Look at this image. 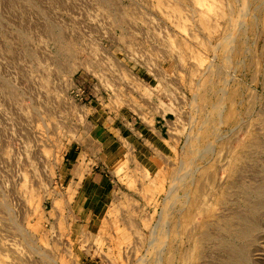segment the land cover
<instances>
[{"label":"rangeland","instance_id":"obj_1","mask_svg":"<svg viewBox=\"0 0 264 264\" xmlns=\"http://www.w3.org/2000/svg\"><path fill=\"white\" fill-rule=\"evenodd\" d=\"M0 264H264V0H0Z\"/></svg>","mask_w":264,"mask_h":264},{"label":"crops","instance_id":"obj_2","mask_svg":"<svg viewBox=\"0 0 264 264\" xmlns=\"http://www.w3.org/2000/svg\"><path fill=\"white\" fill-rule=\"evenodd\" d=\"M158 123V122H157ZM162 131V130H161ZM158 137H159V141H161V138H162V135L159 133V135H158Z\"/></svg>","mask_w":264,"mask_h":264},{"label":"bare ground","instance_id":"obj_3","mask_svg":"<svg viewBox=\"0 0 264 264\" xmlns=\"http://www.w3.org/2000/svg\"><path fill=\"white\" fill-rule=\"evenodd\" d=\"M251 228V227H250Z\"/></svg>","mask_w":264,"mask_h":264}]
</instances>
